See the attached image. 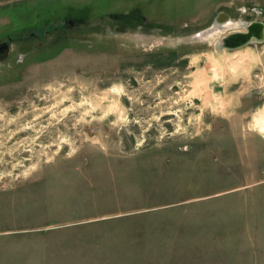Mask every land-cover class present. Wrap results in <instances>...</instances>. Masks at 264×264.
I'll list each match as a JSON object with an SVG mask.
<instances>
[{
  "label": "rangeland",
  "instance_id": "374dc122",
  "mask_svg": "<svg viewBox=\"0 0 264 264\" xmlns=\"http://www.w3.org/2000/svg\"><path fill=\"white\" fill-rule=\"evenodd\" d=\"M219 11L264 0H0V264H264V41L188 39Z\"/></svg>",
  "mask_w": 264,
  "mask_h": 264
},
{
  "label": "water",
  "instance_id": "95a60500",
  "mask_svg": "<svg viewBox=\"0 0 264 264\" xmlns=\"http://www.w3.org/2000/svg\"><path fill=\"white\" fill-rule=\"evenodd\" d=\"M230 18L229 14L220 11L215 16L214 22H223ZM254 40L262 42L264 40V22L253 21L246 25V31H231L224 35L220 40L215 43L217 49H236L246 44L253 42ZM9 47L5 43H0V59L7 55Z\"/></svg>",
  "mask_w": 264,
  "mask_h": 264
},
{
  "label": "bare ground",
  "instance_id": "6f19581e",
  "mask_svg": "<svg viewBox=\"0 0 264 264\" xmlns=\"http://www.w3.org/2000/svg\"><path fill=\"white\" fill-rule=\"evenodd\" d=\"M245 24V20L240 19V18H235L233 16L230 15V18L226 21L223 22H214L212 25H208L196 32H194L193 34H191L190 36H188V39H201L204 41H211L213 39H215V37H219V35H221L224 31L225 33L228 30H236L239 26H243ZM227 30V31H226ZM166 38V37H165ZM170 40L173 41H181L182 37H169ZM187 39V38H185ZM215 42V41H214Z\"/></svg>",
  "mask_w": 264,
  "mask_h": 264
},
{
  "label": "flooded vegetation",
  "instance_id": "af4514ba",
  "mask_svg": "<svg viewBox=\"0 0 264 264\" xmlns=\"http://www.w3.org/2000/svg\"><path fill=\"white\" fill-rule=\"evenodd\" d=\"M220 12V11H219ZM225 12V11H224ZM227 13V12H226ZM229 14V13H228ZM229 16H230V14H229ZM224 21H226V20H224ZM253 21H261V22H264V21H262V20H250V21H245V24L242 26V29H236V30H232V31H246V25H248V24H250L251 22H253ZM231 32V31H230ZM264 41V40H263ZM253 42H258V41H256V40H254ZM253 42H250V43H253ZM5 44H7L8 45V43L6 42ZM249 44V43H248ZM247 45V44H246ZM240 48V47H239ZM227 49V48H226ZM237 49V48H236ZM230 50H233V49H230Z\"/></svg>",
  "mask_w": 264,
  "mask_h": 264
}]
</instances>
